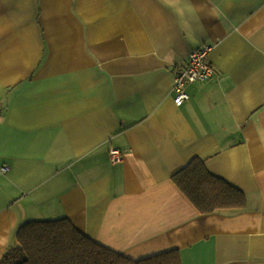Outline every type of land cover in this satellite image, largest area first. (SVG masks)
<instances>
[{"label":"crops","instance_id":"obj_1","mask_svg":"<svg viewBox=\"0 0 264 264\" xmlns=\"http://www.w3.org/2000/svg\"><path fill=\"white\" fill-rule=\"evenodd\" d=\"M194 158L244 206L199 214L171 179ZM62 218L132 260L264 264V0H0V259Z\"/></svg>","mask_w":264,"mask_h":264},{"label":"trees","instance_id":"obj_2","mask_svg":"<svg viewBox=\"0 0 264 264\" xmlns=\"http://www.w3.org/2000/svg\"><path fill=\"white\" fill-rule=\"evenodd\" d=\"M201 215L244 206L242 192L208 172L204 160L192 159L171 177ZM0 264H181L176 251L132 260L76 230L65 219L34 220L20 226L17 243Z\"/></svg>","mask_w":264,"mask_h":264},{"label":"built area","instance_id":"obj_3","mask_svg":"<svg viewBox=\"0 0 264 264\" xmlns=\"http://www.w3.org/2000/svg\"><path fill=\"white\" fill-rule=\"evenodd\" d=\"M209 51V48H204L190 53L187 64L178 68L174 74L172 90L173 102L176 106H181L189 99L186 92L189 84L206 82L213 77L214 69L208 59ZM109 156L112 162H120L122 157L120 151L116 149H111Z\"/></svg>","mask_w":264,"mask_h":264},{"label":"rangeland","instance_id":"obj_4","mask_svg":"<svg viewBox=\"0 0 264 264\" xmlns=\"http://www.w3.org/2000/svg\"><path fill=\"white\" fill-rule=\"evenodd\" d=\"M39 221V220H38Z\"/></svg>","mask_w":264,"mask_h":264}]
</instances>
